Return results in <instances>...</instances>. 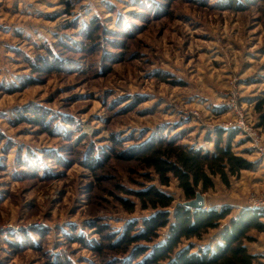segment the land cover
I'll use <instances>...</instances> for the list:
<instances>
[{
    "label": "rangeland",
    "instance_id": "obj_1",
    "mask_svg": "<svg viewBox=\"0 0 264 264\" xmlns=\"http://www.w3.org/2000/svg\"><path fill=\"white\" fill-rule=\"evenodd\" d=\"M232 1L0 0V264L121 261L92 250L107 243L96 226L105 236L153 215L127 210L121 199L139 201L121 188L155 185L185 202L176 181L149 183L141 173L151 170L128 160L156 141L209 154L230 145L255 163L230 187L217 180L202 193L208 209L231 216L195 245L215 247L249 199L264 195L255 110L264 0ZM249 237L264 264V232Z\"/></svg>",
    "mask_w": 264,
    "mask_h": 264
},
{
    "label": "trees",
    "instance_id": "obj_2",
    "mask_svg": "<svg viewBox=\"0 0 264 264\" xmlns=\"http://www.w3.org/2000/svg\"><path fill=\"white\" fill-rule=\"evenodd\" d=\"M238 5V0L231 2L232 9ZM96 33H90L89 39H93ZM255 110L264 126V95L258 99ZM33 119L32 124H42L41 116ZM128 160H135L142 170H151V173H141L149 183L158 180L161 186L170 187L176 181L185 202L194 200L198 191L204 194L215 188L217 180L230 187L243 172L255 168V163L234 153L230 145L217 147L209 154L164 140L153 142ZM140 187L137 190L121 188L127 196L135 197L139 204L129 199H121V203L131 213L139 205L142 210H152L151 218L144 220L142 225L130 223L124 230L111 231L105 236L108 228L96 226L98 234L107 243L92 250L101 255L105 249L114 251V255L121 254V261L111 260L113 263L110 264H255L256 258L244 242L252 240L249 237L252 230L264 232V211L244 210L238 220L232 219L231 226L224 230L215 247L203 249L193 241L202 242L211 230L222 229L221 224L231 216V211L211 208L192 211L183 204L176 205L174 195L155 185ZM163 230L168 234L164 241H160ZM75 240L88 246L80 237H75Z\"/></svg>",
    "mask_w": 264,
    "mask_h": 264
},
{
    "label": "built area",
    "instance_id": "obj_3",
    "mask_svg": "<svg viewBox=\"0 0 264 264\" xmlns=\"http://www.w3.org/2000/svg\"><path fill=\"white\" fill-rule=\"evenodd\" d=\"M244 134L256 136L250 129L247 130L245 129ZM244 209L250 211H264V195L260 197L253 195L248 201V207ZM204 210H209V209L206 206Z\"/></svg>",
    "mask_w": 264,
    "mask_h": 264
},
{
    "label": "water",
    "instance_id": "obj_4",
    "mask_svg": "<svg viewBox=\"0 0 264 264\" xmlns=\"http://www.w3.org/2000/svg\"><path fill=\"white\" fill-rule=\"evenodd\" d=\"M183 206L192 211L204 210V208L207 206L205 196L202 194V192L198 191L196 198L192 201L184 202Z\"/></svg>",
    "mask_w": 264,
    "mask_h": 264
},
{
    "label": "bare ground",
    "instance_id": "obj_5",
    "mask_svg": "<svg viewBox=\"0 0 264 264\" xmlns=\"http://www.w3.org/2000/svg\"><path fill=\"white\" fill-rule=\"evenodd\" d=\"M207 211V210H206Z\"/></svg>",
    "mask_w": 264,
    "mask_h": 264
}]
</instances>
